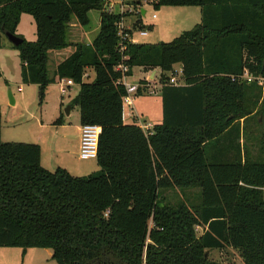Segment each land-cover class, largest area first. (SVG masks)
<instances>
[{
  "label": "trees",
  "instance_id": "obj_1",
  "mask_svg": "<svg viewBox=\"0 0 264 264\" xmlns=\"http://www.w3.org/2000/svg\"><path fill=\"white\" fill-rule=\"evenodd\" d=\"M155 3L200 7L202 21L172 42L124 52L128 77L136 67L162 73L163 122L147 135L123 116L117 25L127 14L108 12L104 0H0V46L7 33L17 36L24 14L36 24V41L18 36L14 46L23 84L37 85L42 103L50 85L72 79L81 126L103 129L99 171L51 172L39 145L1 140L0 108V247L48 249L57 264H219L206 251L232 247L241 264H264V161L241 144L250 122L264 123L262 87L243 81L246 73L264 78V0ZM93 9L101 11L98 36L71 43L73 25H88ZM70 47L51 76L50 54ZM175 65L184 85L169 84ZM87 70L93 83H84ZM176 189L183 201L169 202ZM190 190H198L191 199Z\"/></svg>",
  "mask_w": 264,
  "mask_h": 264
},
{
  "label": "rangeland",
  "instance_id": "obj_2",
  "mask_svg": "<svg viewBox=\"0 0 264 264\" xmlns=\"http://www.w3.org/2000/svg\"><path fill=\"white\" fill-rule=\"evenodd\" d=\"M104 1L108 12L121 13L123 11V14H127L125 19H123L126 27L134 30L135 25L140 23L143 30L148 31L147 37L139 36L138 30L134 31V37L141 44L156 45L172 42L184 32L193 30L202 21L200 7L157 6L155 0ZM123 1L125 3L122 5ZM141 7L146 13L140 17L139 10ZM154 15L157 17L156 19H153ZM88 21V25L79 26L83 36L79 29L72 28V33L69 37L71 43L90 44L96 39L100 31L101 11L97 9L89 11ZM16 34L28 42L36 41L37 29L32 16L27 14L22 16ZM74 50V47H70L61 53L69 54L74 52ZM59 57L56 52L50 54L49 72L51 76H53L56 65L62 58ZM21 69L22 61L19 51L8 39L4 38L0 46L1 140L4 143L39 145L44 165L54 170L57 166L53 165H56V163L63 164L64 153H62L60 142L64 137L69 139L74 136L77 129L81 127L79 106L75 105L69 115L66 113V109L70 107V104L78 96L80 86H73L67 95L62 96L60 86L56 82L47 88L44 99L40 103L39 87L37 85L23 84ZM173 71L177 77V82L180 85H184L185 82L181 74L182 66L175 65ZM150 72L152 71L147 72L139 67L133 69V74L128 78V82L131 84H147L149 93L135 97L133 110L131 111L129 108L124 107L123 116L125 123L135 124L140 127L149 125L152 127V132L154 126L161 125L163 122V104L161 97L162 84L160 82L161 71L159 70L156 81H154V78L149 77ZM166 75L171 77L172 73L169 72ZM95 79V72L87 70L84 83H93ZM256 80L258 87H262L264 98V78H252V81ZM10 95L15 100L14 106L11 104ZM59 120L61 121L60 124L58 123ZM247 130L246 138L241 140V144L244 145V155L249 153L255 161L259 159L264 161V152L262 150L264 148V145H262L264 123L258 125L256 119L248 124ZM65 149V156L75 165L83 168L96 166L97 171L100 170L96 159L82 160L80 153L74 150L72 142H69ZM92 173L95 172L75 173L73 176L86 177ZM197 192L198 190H190L187 197L191 199L193 198V193ZM166 197L169 202L176 203L183 201L184 194L179 189H176L166 192ZM203 232V228H197L198 237ZM48 251V249H28L24 251L21 248L0 247V264H57ZM49 252L52 254V251ZM206 252L210 260L219 264L242 263L240 252L232 247H225L221 250H207Z\"/></svg>",
  "mask_w": 264,
  "mask_h": 264
},
{
  "label": "built area",
  "instance_id": "obj_3",
  "mask_svg": "<svg viewBox=\"0 0 264 264\" xmlns=\"http://www.w3.org/2000/svg\"><path fill=\"white\" fill-rule=\"evenodd\" d=\"M125 1L122 2V5ZM143 7L139 10V14L141 13ZM113 13V11H110ZM124 12L121 11V14ZM157 17L154 15L153 19ZM117 34L119 39V52L123 55V62L119 66H117L116 70L123 74V78L120 79L119 84L125 87L126 89V96L124 98L123 104L124 107L129 108L131 111L134 107V99L139 95V91L142 90L143 94L149 93V87L147 84L137 83L131 84L128 82L127 73L129 72V67L126 65V62L129 60L128 57L125 56L124 52H126L127 47L129 44H139L138 40L134 37V30L132 28H128L125 25V21L122 20L117 25ZM139 36L147 37L148 31L147 30H138ZM174 72V71H173ZM182 74V73H181ZM249 82H252V77H250L247 73L243 77ZM60 86V92L62 96L68 94L73 86H75V82L72 79H62L58 81ZM170 85L179 86L180 84L177 82V77L174 73L170 77L169 81ZM147 89V90H146ZM146 90V91H144ZM144 132L147 135L151 134V127L149 125L141 126ZM102 127L99 125H85L81 128V148H80V158L82 160H89V159H97L98 156V148H99V140L102 134Z\"/></svg>",
  "mask_w": 264,
  "mask_h": 264
},
{
  "label": "crops",
  "instance_id": "obj_4",
  "mask_svg": "<svg viewBox=\"0 0 264 264\" xmlns=\"http://www.w3.org/2000/svg\"><path fill=\"white\" fill-rule=\"evenodd\" d=\"M145 13H146L145 10L142 8L141 13H140V17H141V15H144ZM73 28L79 29V26L78 25H73ZM79 31H80V29H79ZM80 33H81V31H80ZM81 35H82V33H81ZM76 43H79V42H76ZM57 54L60 56L59 58L62 57L61 60H60V62L63 61L69 55H71V53H69V54L63 53L62 54L61 52H59ZM64 54H66V55H64ZM59 63H57V65ZM158 72H159V70H155V71L150 72L149 77L154 78V81H156L157 78H158ZM160 79H161V73H160ZM127 124H129V123H127ZM81 128H82V126L80 127V129H77L76 134L74 136H72V137L69 138L70 141L66 137H64L62 139V141L60 143H61V146H62V153H64V155H63V164L60 165V163H56V165H53L55 167L57 166L56 169H58V168L66 169L71 175H73L75 173L82 174L84 172H97L96 166H93V167L91 166L90 168L79 167V166L75 165L72 161H70V159H68L67 156H65V152H66L65 147H67L69 145V142H72L74 150L77 153L78 152L80 153V148H81ZM151 130H152V127H151ZM41 164L48 171L54 172L56 170V169L52 170L49 167H46V165H44L43 159L41 160ZM49 251H51V250H49ZM49 251H48L49 255H52L51 252H49Z\"/></svg>",
  "mask_w": 264,
  "mask_h": 264
},
{
  "label": "water",
  "instance_id": "obj_5",
  "mask_svg": "<svg viewBox=\"0 0 264 264\" xmlns=\"http://www.w3.org/2000/svg\"><path fill=\"white\" fill-rule=\"evenodd\" d=\"M6 37L13 44V46H15V47H19L22 44V42H23V40L20 37L16 36V35H12V34L7 33ZM10 97H11V104L14 106L15 105V100L13 99V97L11 95H10ZM70 111H71V107H68L66 109V113L69 115ZM206 257H208L207 254H206Z\"/></svg>",
  "mask_w": 264,
  "mask_h": 264
}]
</instances>
